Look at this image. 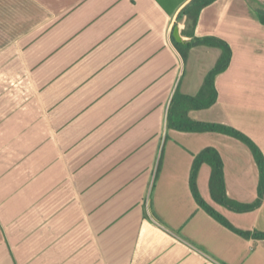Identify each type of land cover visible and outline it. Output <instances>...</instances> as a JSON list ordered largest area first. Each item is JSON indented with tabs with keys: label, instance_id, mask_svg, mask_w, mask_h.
<instances>
[{
	"label": "crops",
	"instance_id": "1",
	"mask_svg": "<svg viewBox=\"0 0 264 264\" xmlns=\"http://www.w3.org/2000/svg\"><path fill=\"white\" fill-rule=\"evenodd\" d=\"M247 1L217 0L201 12L196 37L225 40L233 57L216 79V104L190 117L239 129L264 154V25ZM180 9L170 16L155 0H0V63L8 24L17 25L14 38L37 30L19 70L27 62L64 98L43 120L0 97V264H264V240L223 226L190 189L194 158L214 148L227 196L255 202L250 149L167 128L174 93L197 95L221 55L197 47L182 61L171 41ZM194 58L199 79L186 81ZM210 175L204 165L202 199L236 230L264 232V203L249 213L214 203Z\"/></svg>",
	"mask_w": 264,
	"mask_h": 264
},
{
	"label": "trees",
	"instance_id": "2",
	"mask_svg": "<svg viewBox=\"0 0 264 264\" xmlns=\"http://www.w3.org/2000/svg\"><path fill=\"white\" fill-rule=\"evenodd\" d=\"M161 8L170 16L174 14L179 8L180 11L176 17L175 27L184 17V24L181 29V35L190 39L189 44H180L173 38V30L171 33V41L186 64L188 62L191 50L197 47H207L220 50L221 55L216 62L214 68L207 74L199 93L195 96H187L176 91L171 99L168 117V130H175L183 133L205 134L214 133L221 134L234 138L244 145H246L253 154L254 160L259 171V185L257 200L250 204L238 203L227 196L224 179V165L219 152L214 148H206L198 154L193 161L190 173V189L191 193L197 202L198 206L205 210L211 217L221 223L228 229L236 232L244 238H254L256 240H264V232L255 231L242 232L236 230L225 218L216 212L210 205H208L200 196L197 180L199 172L204 165L211 169L209 180V190L211 199L214 203L235 213H249L260 208L264 203V154L260 148L241 131L223 124L205 123L193 120L190 117L192 112L208 110L212 108L218 99V92L216 89V79L221 74L225 73L233 57L231 46L223 39L218 37H203L199 38L195 35V30L199 22L201 12L214 4L217 0H155ZM186 1H188L187 4ZM261 24L264 25V15L258 14ZM174 29V28H173Z\"/></svg>",
	"mask_w": 264,
	"mask_h": 264
},
{
	"label": "rangeland",
	"instance_id": "3",
	"mask_svg": "<svg viewBox=\"0 0 264 264\" xmlns=\"http://www.w3.org/2000/svg\"><path fill=\"white\" fill-rule=\"evenodd\" d=\"M247 2L249 4V12L253 11L255 12V15H264V0H248ZM248 15L252 14L248 13ZM15 26L17 25L8 24V38L6 41L7 44L5 46H2V50L5 51V49H7L8 52V56L6 59L8 67L0 63L3 68L7 67V71L0 70V83L4 82L6 84L4 87H0V97H4L2 101H6V103L8 101L7 108L10 111L17 110L21 107L22 109H20L27 112V114L38 113L40 114L41 119L48 120L49 112H54L63 106V92L56 89L55 87L53 90V86L49 85L53 84L52 82L48 81L49 78L47 76H43L42 74H40V76L38 77V73L35 70L31 71L32 66H29L25 61L24 71L19 70L18 64H20V57L24 54L25 57L28 58L27 56L31 53L35 46L33 45L34 42H32L31 40L35 37L37 30L29 31L28 33L18 38H14L10 35L12 33H15ZM0 58H2V56ZM191 61V64H189L187 67L185 76L186 81L197 82L199 79L198 66L195 63V58ZM34 68L37 67L34 66ZM50 98L54 99V103L50 102ZM30 110H34V112ZM205 113L206 114L201 116L202 118H204V120H215L214 116L210 114L211 112ZM193 117L197 118V115H193ZM262 122L264 123V119L262 120ZM243 128L247 127L243 125ZM178 142L182 146H188L181 139H179ZM170 144L171 143L169 141L166 146L167 149L165 147V152L167 150V155L174 151Z\"/></svg>",
	"mask_w": 264,
	"mask_h": 264
},
{
	"label": "water",
	"instance_id": "4",
	"mask_svg": "<svg viewBox=\"0 0 264 264\" xmlns=\"http://www.w3.org/2000/svg\"><path fill=\"white\" fill-rule=\"evenodd\" d=\"M184 20L185 18L183 17L180 22H179V25L176 26L173 30V38L175 39V41L177 43H180V44H189L191 42L190 39H186L184 38L182 35H181V30H180V26H183L184 24Z\"/></svg>",
	"mask_w": 264,
	"mask_h": 264
}]
</instances>
